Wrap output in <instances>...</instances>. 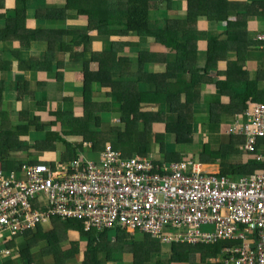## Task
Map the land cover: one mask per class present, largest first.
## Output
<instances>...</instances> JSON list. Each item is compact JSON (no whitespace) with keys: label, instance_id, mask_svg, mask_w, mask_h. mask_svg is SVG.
I'll list each match as a JSON object with an SVG mask.
<instances>
[{"label":"trees","instance_id":"16d2710c","mask_svg":"<svg viewBox=\"0 0 264 264\" xmlns=\"http://www.w3.org/2000/svg\"><path fill=\"white\" fill-rule=\"evenodd\" d=\"M27 0H14L15 17L13 23L7 24L5 31H15V36L5 33L8 38H4V34H0V44L13 41L15 48H31L33 42L31 38H26L22 34L21 28L17 27L19 21L22 20L26 11ZM57 3L63 2L62 7H48L47 13L39 15L37 12L35 19L74 21L78 17H89L84 24L80 26L84 28L74 29H59L53 32L45 33L44 38L38 39L37 45L40 47L44 43L48 44L47 51H43V57L40 61L41 66L47 69L62 68L61 63L53 60V48L55 45L59 46L60 53L71 52L72 59L75 63H81L86 56H91V60L97 63L98 70H90L89 61L84 62L82 67L83 77L82 88L85 105V119H78L77 122L88 121V119H99L100 116L94 114L95 112L89 109V106H98V102L94 101L92 96L94 93V86L97 85L102 88L109 89V97L121 102L123 112L121 113V121L125 124V129L119 127L112 129L115 134L117 145L123 151V157H132L136 154L141 156H150L154 145H157L158 135L151 139L150 133L152 122L139 121L140 116L148 114L144 112L148 108L162 107L155 114L157 119L155 122H162L166 125L165 134H171L174 137L175 144L183 145L185 149L188 145L197 149L201 146L194 145V134L196 133L195 125L197 119L193 112L194 104L200 102L201 93L196 90V85L205 80L212 84L213 78L208 75L212 71H216L217 78L221 77L215 86L220 91V95L224 98L228 97L226 103H222V113L234 114L241 113L244 110L250 109L257 104L264 103V93L257 91V77L251 80L249 72L245 69L246 58L250 48H253L255 43L251 41L248 35L246 18L248 17H263L264 4L258 2L253 6L247 5L246 1L236 3L233 11L228 0H187V9L184 18L174 19L169 16L161 18L156 17L154 21L151 20V13H158L164 9L169 12L172 7L173 0H56ZM78 2V7L76 3ZM156 2H161L157 4ZM54 5V4H52ZM249 7V8H247ZM241 9V10H240ZM246 10V11H245ZM236 11V12H235ZM235 12V13H234ZM243 12V13H242ZM235 14L237 21L230 19L232 14ZM37 15L40 17L38 18ZM206 17L207 20L220 27L221 23H225L221 27V33H201L196 30L194 23H197L199 18ZM31 34L35 32L30 31ZM202 38H207L208 41V57L204 66L197 64V43ZM33 39V37H32ZM257 42L262 43L263 39L256 37ZM153 43V48L150 49L148 43ZM41 43V44H40ZM106 43V45H105ZM17 44V45H16ZM147 46V47H146ZM82 47V51H77L76 48ZM135 52L137 54L138 71L135 75L129 69L123 70L121 62L117 60L121 57L120 53ZM232 51L231 53H229ZM167 52L175 55L173 62H167L164 56L158 53ZM229 53V56H227ZM17 54V53H15ZM229 57V59H227ZM234 57L233 59H230ZM221 62L224 67H220ZM158 64V65H157ZM166 66V71H159L158 66ZM120 71L117 72V67ZM156 67L157 71H153ZM34 68H37L36 66ZM190 73V80L188 82L181 80V73ZM80 73V72H79ZM223 77H225L223 79ZM59 80L58 76L56 77ZM223 79V80H222ZM245 84L244 93L237 95L234 88L241 87ZM248 84V85H247ZM113 88V93H112ZM253 88V89H252ZM184 94V102L182 99L178 101L177 96ZM169 108V109H168ZM171 110L169 115H165L166 111ZM99 116V118H98ZM209 124L223 125L222 119H208ZM98 123H96L97 125ZM227 126L230 124L224 123ZM198 133V132H197ZM199 134V133H198ZM114 136V135H113ZM62 140V139H61ZM243 139H232L233 144L243 143ZM196 142H200L198 139ZM21 144V143H20ZM159 145V144H158ZM162 149L163 146L161 145ZM195 157L201 163H215L219 159L225 161L222 156L223 149L213 150L210 145H206ZM264 151V139H258L255 144V151H248L249 159L244 163L228 164L221 163V174L231 177L250 176L256 173L264 172V161H259L254 158V153ZM187 152L172 150L171 147L163 149V157L167 162H179L187 158ZM135 154V155H134ZM225 154V153H224ZM3 158V157H2ZM69 156H63L62 159L72 160ZM1 160V157H0ZM39 163H45L41 161ZM35 164V163H31ZM38 164V163H37ZM50 165V164H48ZM1 166L2 170H19L20 166L16 168ZM57 223H44L39 225L36 229L43 228L45 224L50 225V231L43 235V239L47 242H52L57 238V230L61 228L65 232L76 231L79 232L80 238L88 242L87 257L83 264H89L93 259H98V253L105 250L107 254L113 255L117 252L129 253L126 251L127 247L131 248L133 254L134 264H146L150 261V255L147 247L143 243H149V237L145 235L142 242H133L127 244L123 241H128V233L123 230H117L116 240H107V232H99L96 230L85 231L82 222L77 220L61 221L55 220ZM45 225V226H46ZM31 231L18 234L22 236ZM36 235L38 233H35ZM63 241V240H61ZM59 242V240L54 241ZM139 243V244H138ZM7 244V243H5ZM37 244V243H36ZM33 241H29V246L22 251L29 254V249L37 246ZM60 243L56 246L62 249ZM228 241H221L218 244L209 246L201 245V248L214 249L217 253L224 248ZM158 245V244H157ZM171 257L169 263L188 262L192 248L188 244H169ZM49 245V247H56ZM16 249L15 242H10V248ZM48 248V247H47ZM137 250H141L138 253ZM150 250V249H149ZM159 252V246L156 248ZM15 251V250H14ZM11 255V256H10ZM7 264H15L16 262L23 263L19 255L18 258L9 253ZM60 259L66 260L62 254H56L54 257L56 264H62ZM99 260V259H98ZM97 264H101L97 261Z\"/></svg>","mask_w":264,"mask_h":264},{"label":"crops","instance_id":"0c3cea01","mask_svg":"<svg viewBox=\"0 0 264 264\" xmlns=\"http://www.w3.org/2000/svg\"><path fill=\"white\" fill-rule=\"evenodd\" d=\"M30 1H35L37 7L31 9L29 6ZM228 1L229 4L227 6H230L233 11L235 10L234 8L236 6V3L242 1H246V4L250 6H253V4L256 5L258 2H263L264 4V0ZM175 2L177 3V10L170 9L169 12L166 11L167 16H169L171 12V17L174 19L184 18L188 3L187 0H176ZM62 5L63 2L57 3L56 0H27L25 11L26 14L23 15V22L19 21L16 26L21 28L22 34L25 35L26 38H31V40L34 41L33 45L31 46V48H15V39L13 41L0 44V167L4 166L5 162L7 163L6 167L10 168H16L24 163H39L43 161L42 158L45 156L49 157L48 159H50V161H54L55 159L59 163L70 161L62 159V157L69 156L70 158H72V155L74 158L80 157L82 159L95 161L99 160L100 154L104 151L103 149H105L104 147L112 144L116 146L117 151H120L122 153V150L117 145L116 141L110 142L108 127L103 126L102 119H110L112 123H120L121 126H119V128H121L122 130L125 129V124L124 122L122 123L120 117L121 113L123 112L122 104L121 102L116 101V99L109 97V89L102 88L97 85L94 86V93L92 98L94 101L98 102V106H89V109L90 112H95L94 114L99 115L100 118L98 116L99 119L96 120L88 119L87 122H77L78 119L86 118L82 88L83 77H81V75L83 74L82 67L84 65V62L89 61L90 70L99 69L98 64L94 63V60H91V56L90 60H88L86 56L83 60H81L83 62L75 63V59H72L71 52L56 53L53 55V60L57 63H61L62 68L47 69L41 66L40 61L42 60L44 50L43 46L40 47L39 45H37L38 39L44 38L45 33L47 32L70 28L67 27V23L75 22L79 25L80 23L84 24L87 18L89 19L90 17H78L77 20L75 19L74 21L68 22H58L57 20L47 21L45 19L44 21H42L39 18V15L47 13V6L62 7ZM75 5L76 7H78V2ZM161 11L165 12L164 9H162ZM35 12H38L39 15H37V17L39 19H35ZM234 13L229 18L237 21L238 19L234 17ZM14 17V0H0V34L2 33L5 35L6 33V35L9 34L15 36V31L4 32L7 24H14ZM151 20L154 21L153 19ZM246 23L248 35L251 38V41L255 43V45L253 46V48H250L245 55V69L249 72L251 80H255L256 77L257 79H259L257 80V86L255 90L264 93V39L263 41H261L262 43L257 42L256 40V37L258 35H264V15L263 17L258 18L248 17L246 18ZM224 24L225 23L223 22L220 24V27H218L213 22L209 23L206 17H201L199 18L197 23H194V26L196 27V30L201 33L219 34L222 32L221 30L224 29V27H221ZM46 25L49 26L48 29H46ZM79 28H84V26H80ZM30 31L35 32V34H31ZM6 35L4 36V38H8ZM206 39L207 38H202L197 43L196 60L199 66H204L208 57V54H206V56L204 55L206 51L208 52V46H206L208 44V41ZM147 46L152 49L153 43L149 42ZM231 52L232 51H230L229 53ZM229 53L227 56H229ZM158 54L160 56H164L167 62L174 61V54L167 52H160ZM120 55L121 57L117 60V63L121 62V68L123 66V70L129 69L136 75L138 71L137 61L139 60L137 58V54L128 50L127 52L120 53ZM233 58L234 57H231L230 59ZM227 59H229V57H227ZM223 63L221 62L220 67H224ZM15 64H18L17 68L15 67ZM35 66L37 68H34ZM158 68L159 71H166L165 65L161 64L160 66H158ZM119 71L120 67L118 66L116 74ZM153 71H157L156 67L153 69ZM57 76L59 80L56 79ZM208 77L213 78L212 84H209V82L206 83L205 80H202L201 83L196 85V90L201 93V96L200 102L194 104L193 106V112L196 117L195 119H197V131L194 134V145L196 144V141L201 138V136H204V134H206V131H215L218 124H208V119H211L212 117L213 119H222V122L230 124V126H228V131L226 134V136H229V139L218 141H212V139H210L209 145L213 150L222 148L225 153H223L222 155L225 158V161L218 160L215 163H201L195 157L197 154H199V148L194 149V152H192V147H187V152L189 151L192 154L188 155L187 152L183 153L187 155V158L179 162L191 160L205 165H212L217 170V173H219L221 176H225L232 181H237L246 176L231 177L222 175L220 173L221 163L225 162L228 164H239L244 163V160L246 158H248L249 160L248 156H244L238 151H229V149H238L243 150L244 154L246 143L245 139L239 135L230 133L229 130L234 124H236L237 121H239V119H241L242 114L245 112V110L241 113L235 112L234 114H221L222 103H226L228 101V97L224 98L223 96H221L220 91L217 90V87L215 86V83H217L221 77L217 78L216 71H212L210 75H208ZM224 78L225 77H223V79ZM181 80L182 82H188L190 80V73L182 72ZM234 90H236L237 95L244 93L245 84H242L241 87L234 88ZM177 98L178 101L182 99V101L184 102L185 100L183 93L179 94ZM161 106L148 108L144 112L149 113H142V115L140 116V119H149V123L152 122L151 131L153 132H151V134L153 135L151 136V139H154V141L156 135L162 132H164L165 134L166 130L165 123H154L155 121L153 120L157 119V116L155 114L158 112L159 108L161 112ZM168 109L165 115L170 114L171 110ZM96 123L98 124L96 125ZM115 128L116 127L112 129ZM161 128L162 130H160ZM113 135L115 136L114 133ZM170 138L171 141L174 140L172 135ZM234 138L243 139L244 142L241 140L243 143L239 142L238 144H233L232 139ZM178 146L180 147V150L176 149L175 144L165 145L166 150L167 147H171L172 150L175 149L180 152L183 150L186 151L183 145ZM84 147L90 149V152H84L82 150ZM201 150L202 149H200L199 151ZM86 153L95 157V160L86 158ZM165 163L175 162H167L165 160ZM207 169L209 168L203 170ZM51 223L57 222H55L54 220L51 221L50 224ZM44 226H42L43 228L41 229H37L36 231H31L27 234L22 235L19 238V241L20 239L21 242H29L34 240V243H37V246H34L36 247V251L42 253L40 256L44 259L43 264H56L54 260L56 254H62L63 257H66V260L60 259L62 264L84 263L87 257L86 253L88 242L80 238L79 232H65V230L58 228L56 229L58 232L57 238L54 241L59 240V242L52 241L49 244V242H47L42 237L44 234L50 231V225L49 227ZM117 230L120 229H114L116 235L118 234ZM126 232L133 234V231ZM35 233L38 234L36 235ZM140 236H143V238H140L141 241H138L141 243L142 240H144L145 235L141 233ZM110 239L112 241H115L116 237L110 238L107 232V240ZM136 240L137 239H133V237H128V241L123 239V241L127 244H132L133 242H136ZM148 241L151 244L143 243L145 247L150 249H147L149 251L150 261L146 264H231L226 262V257L223 253L224 248H222L220 252L217 253L216 251H214V249L200 247L201 245L209 246L207 243L189 245L192 248L191 252H193L194 249V256L189 259L188 262L169 263L171 257V249H168L169 247H165V249L161 250L159 247V252H157L156 248L159 246L157 241L159 240L149 237ZM75 242L83 243V245L81 246V248H79ZM220 242L221 241L215 244H218ZM56 243H60L59 245H61L62 249L57 247ZM233 244L239 245L241 243L231 242L226 246ZM49 245H53L56 247H49ZM169 246L171 247V245ZM126 249V251L131 252V248L127 247ZM137 251L138 253L141 252V250ZM166 251L168 252V254H166ZM130 252H117L113 253V255H108L105 250H102L98 253L99 260L93 259L89 264H97V261H100L101 264H134L133 254H131ZM159 255H161V258L158 257ZM18 257L19 256H16L15 258ZM2 264H7V259L4 260ZM15 264H20V262H16Z\"/></svg>","mask_w":264,"mask_h":264},{"label":"built area","instance_id":"2783aa9c","mask_svg":"<svg viewBox=\"0 0 264 264\" xmlns=\"http://www.w3.org/2000/svg\"><path fill=\"white\" fill-rule=\"evenodd\" d=\"M229 132L254 152L264 139V103L245 110ZM254 155L264 161V153ZM201 166L125 158L107 145L95 161L0 170V241L54 220H77L85 231H138L167 244L240 242L224 247L226 262L264 264V172L232 181Z\"/></svg>","mask_w":264,"mask_h":264},{"label":"rangeland","instance_id":"374dc122","mask_svg":"<svg viewBox=\"0 0 264 264\" xmlns=\"http://www.w3.org/2000/svg\"><path fill=\"white\" fill-rule=\"evenodd\" d=\"M176 0H173L172 2H173V4H172V7L171 8H169V6H168V9H171V10H175L177 7H176V2H175ZM157 4H160L161 2H156ZM234 3V2H233ZM29 6H30V8L32 9H34V8H36L37 7V5H36V2L35 1H30L29 2ZM174 6V7H173ZM59 7H61V6H59ZM188 7V6H187ZM177 10V9H176ZM37 14H38V12H37ZM167 16V13H166V11L164 12V11H159L158 13H154V12H152L151 13V19H153V20H155L156 19V17H158V18H161V17H163V16ZM171 12H170V14H169V17H171ZM58 25H60V24H58ZM48 25H46V29H48ZM67 27H70V28H74V27H76V28H78V27H80V25L77 23H75V22H71V23H67ZM75 28V29H76ZM105 45H106V43H105ZM206 46H208V44L206 45ZM59 46L58 45H55L54 46V48H53V55L54 54H56V53H60V51H59ZM47 49H48V44L47 43H44L43 44V50L44 51H47ZM76 50L77 51H82L83 50V48L82 47H78V48H76ZM208 52L206 51L205 52V56H206V54H207ZM87 59L88 60H90V56H87ZM17 66H18V64H15V67L17 68ZM140 119V118H139ZM103 120V126H107L108 127V129H109V139H110V142H115L116 140H115V136H113V133L111 132V129L112 128H114V127H119V126H121V124L120 123H112L111 121H110V119H102ZM139 121H143V123H145V122H149V119H140ZM210 122H208V124H209ZM223 125H217V127H216V129H215V131H212V132H208V131H206V134H204V136H201V138H199L200 139V142H196V144H195V147L196 146H201L202 147V149L206 146V145H209V143H210V139H212V141L213 140H215V141H218V140H224V139H229V136H226V134H227V131H228V126L227 125H225L224 123H222ZM160 130H162V128L160 129ZM195 130L197 131V127H196V125H195ZM153 132V131H152ZM151 134V133H150ZM153 134H151V136H152ZM156 137V136H155ZM171 135L170 134H164V132H162V133H160V134H158V141L156 142L157 143V145H154V147H153V151H152V153L150 154L153 158H154V160H156V161H158V160H160L159 162H161V163H165V159H164V157H163V149L165 148V145H167V144H169V145H173V144H175L174 142V140L173 141H171ZM173 139H174V137H173ZM197 139V138H196ZM159 144V145H158ZM113 145V144H112ZM161 145L163 146V149H162V147H161ZM176 145V149H179L180 150V147L177 145V144H175ZM187 147H192V145H188ZM105 148V147H104ZM113 148L114 149H116V146L115 145H113ZM84 152H90V149H88L87 147H84L83 149H82ZM104 150V149H103ZM191 151L192 152H194V148H191ZM229 151H233V152H240L242 155H244V156H248V152H246L245 150H244V154H243V150H238V149H229ZM123 152V151H122ZM261 153H264L263 151H261ZM187 154L189 155V154H192V153H190L189 151L187 152ZM135 155V154H134ZM136 155H139V156H141V154H136ZM85 157L86 158H89V159H93V160H95V157H93V156H91V155H88V153H86V155H85ZM242 157V156H241ZM249 157V156H248ZM49 157H47V156H45V157H43L42 159H43V161L44 162H46V164H51V165H54V166H59V165H66V164H68L69 163V161H65L64 163H59L58 161H56L55 159H54V161H50V159H48ZM242 159V158H241ZM219 160H221V159H219ZM250 160V159H249ZM243 161V160H242ZM246 161H248V158H246L245 160H244V162H246ZM214 165V164H213ZM209 168V169H207L208 171H213V172H217V170L215 169V167H213L212 165L210 166V165H205V164H202V166H201V168L202 169H206V168ZM0 170H2V168H0ZM5 174H9V172L11 171H6V170H2ZM44 227H49V224H47L46 226H44ZM133 234H130V233H128V235H126L127 237H129V238H131V237H133V239H137L136 241H141L140 240V238L142 237L143 238V236H140L141 235V232H132ZM143 234V233H142ZM108 235H109V237L110 238H112V237H116L117 235H116V233H115V231H114V229H112V230H108ZM145 237V236H144ZM19 238H20V236H12V235H10V234H8L7 235V239L8 240H10L7 244H5L4 243V241L2 240V241H0V249H2V248H5V247H7L8 248V245L10 244V242L12 243V242H15L16 243V245H17V247H16V249H14V248H10V251L12 252V255L13 256H16V255H19L20 257H21V259H22V261H23V263L22 264H37V263H40V264H43L44 263V259L40 256L42 253L41 252H38V251H36V247H33V248H31V249H29L28 251H29V254H26V253H24L22 250L23 249H25V248H27L28 246H29V242L28 241H25V242H21V239H20V241H19ZM111 240V239H110ZM76 243V245L79 247V248H81V246L83 245V243H80V242H75ZM157 243L159 244V247H160V249L161 250H163V249H165V247L167 248V247H169L168 249H170V246L167 244V243H162V242H160V241H157ZM15 250V251H14ZM80 250V249H79ZM166 254H168V252L166 251ZM162 255V254H161ZM161 255H159L158 257H160L161 258ZM11 256V255H10ZM9 256V254H1L0 255V264H2L3 263V261L4 260H8L9 258H11ZM194 256V249H193V252L191 253V255H190V259L192 258Z\"/></svg>","mask_w":264,"mask_h":264}]
</instances>
